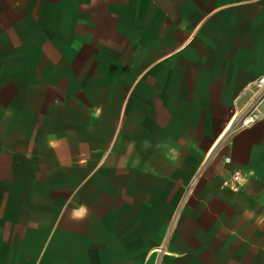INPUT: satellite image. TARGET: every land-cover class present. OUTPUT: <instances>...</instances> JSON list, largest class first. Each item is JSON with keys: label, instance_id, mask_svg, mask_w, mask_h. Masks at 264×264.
I'll list each match as a JSON object with an SVG mask.
<instances>
[{"label": "crops", "instance_id": "1", "mask_svg": "<svg viewBox=\"0 0 264 264\" xmlns=\"http://www.w3.org/2000/svg\"><path fill=\"white\" fill-rule=\"evenodd\" d=\"M262 74L264 0H0V264H264Z\"/></svg>", "mask_w": 264, "mask_h": 264}, {"label": "built area", "instance_id": "2", "mask_svg": "<svg viewBox=\"0 0 264 264\" xmlns=\"http://www.w3.org/2000/svg\"><path fill=\"white\" fill-rule=\"evenodd\" d=\"M242 97H245L246 106L241 115V125L247 126L264 116V74L257 76L243 87L238 100ZM237 174L242 176L238 170L231 173L234 182L238 181Z\"/></svg>", "mask_w": 264, "mask_h": 264}, {"label": "clouds", "instance_id": "3", "mask_svg": "<svg viewBox=\"0 0 264 264\" xmlns=\"http://www.w3.org/2000/svg\"><path fill=\"white\" fill-rule=\"evenodd\" d=\"M96 115L99 116L100 115V109H97L96 111ZM60 141L57 140L56 138H54V136H50L48 138V147L49 148H52V149H56L57 147H59L60 145ZM168 147L167 145H161V144H158L157 147ZM143 147L145 149H147L148 147H151V143L150 141H144V144H143ZM169 151L171 153H175L176 150L175 148H170ZM253 173H249V175H252ZM236 179L238 180V183L241 187H243L247 182V177L245 176H241L239 174H237V177ZM236 191H238V189H234ZM87 214H88V208L86 205H83V204H80L79 206H77L76 208L73 209L72 211V218L74 220H83L87 217ZM251 219V217H249ZM260 221H258L259 223Z\"/></svg>", "mask_w": 264, "mask_h": 264}]
</instances>
